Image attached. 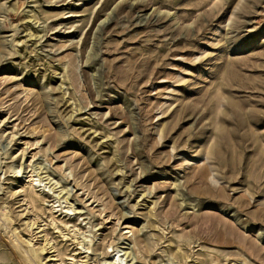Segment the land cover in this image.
<instances>
[{"label": "rangeland", "instance_id": "1", "mask_svg": "<svg viewBox=\"0 0 264 264\" xmlns=\"http://www.w3.org/2000/svg\"><path fill=\"white\" fill-rule=\"evenodd\" d=\"M264 264V0H0V264Z\"/></svg>", "mask_w": 264, "mask_h": 264}, {"label": "bare ground", "instance_id": "2", "mask_svg": "<svg viewBox=\"0 0 264 264\" xmlns=\"http://www.w3.org/2000/svg\"><path fill=\"white\" fill-rule=\"evenodd\" d=\"M113 264H115V261H113Z\"/></svg>", "mask_w": 264, "mask_h": 264}]
</instances>
